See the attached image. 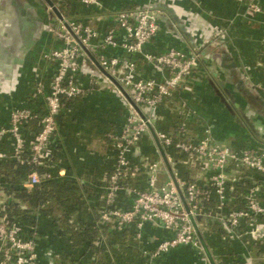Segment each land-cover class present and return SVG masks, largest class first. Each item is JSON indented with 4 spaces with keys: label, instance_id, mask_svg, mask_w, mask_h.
I'll list each match as a JSON object with an SVG mask.
<instances>
[{
    "label": "built area",
    "instance_id": "obj_1",
    "mask_svg": "<svg viewBox=\"0 0 264 264\" xmlns=\"http://www.w3.org/2000/svg\"><path fill=\"white\" fill-rule=\"evenodd\" d=\"M236 1L250 13L263 10L255 0ZM52 2L60 17L50 19L45 27L52 38V45L40 54L46 65L34 69L22 101L9 109L7 122L0 123V161L26 160L42 167L41 172L33 169L28 173L26 187L50 179L53 171L59 176L52 146L64 110L62 100L110 86L127 114L117 129L104 134L113 162L98 186L100 204L93 223L124 240L130 232L138 241L146 225L161 227L164 236L153 248L140 251L144 264H154L179 247H189L208 259L202 234L211 219L222 226L220 238L224 241L248 238L250 244L264 243V232L256 236L251 231V225L264 222V202L259 199L261 191L264 193V146L236 149L217 144L205 134V128L204 135L194 139L180 108L170 103L177 87L198 66L199 52L174 46L164 51L146 49L157 33L161 13L149 4L114 9L110 25L100 29L90 23L96 11L105 10L100 0H75L79 16L61 10L69 0ZM141 66L157 75L141 76ZM255 87L264 92V82ZM167 105L181 117L170 129H161L154 114ZM34 125L39 128L33 129ZM146 139L153 140L156 155L142 153L130 158V150ZM179 166L194 175H183ZM163 169L167 172L164 180ZM241 184L247 186L234 194ZM236 195L241 204L231 206ZM9 199L0 190V211ZM35 234L32 230L27 235L18 217L9 223L0 214V264H37ZM102 240L101 236L95 238L93 250ZM243 264L254 262L246 258Z\"/></svg>",
    "mask_w": 264,
    "mask_h": 264
},
{
    "label": "crops",
    "instance_id": "obj_2",
    "mask_svg": "<svg viewBox=\"0 0 264 264\" xmlns=\"http://www.w3.org/2000/svg\"><path fill=\"white\" fill-rule=\"evenodd\" d=\"M100 1L105 10L96 11L90 21L94 27L104 29L109 26L114 9L138 8L152 3L161 13L157 17V33L145 48L164 51L174 46L200 51L198 66L187 81L177 87L170 100L171 105L180 108L194 139L201 138L205 128L208 130L205 134L217 144L236 149L264 146V92L255 87V83L264 82V0H255L263 9L259 13L248 12L236 0ZM68 3L67 15L79 16L74 8L77 6L75 0ZM10 15V9L7 13L0 9V30ZM50 43L52 45V38L44 33L29 51L33 57L26 58L25 61L28 59L27 63L31 64L30 67L26 64L25 70L28 69L31 75L39 66L45 67L40 54ZM24 72L23 69L19 72L17 84L13 75L0 76V123L7 122L9 109L23 98ZM139 72L143 77L157 75L146 66L139 67ZM86 82L84 78L83 83ZM220 82L226 90L220 87ZM216 90L225 97L236 118L222 103ZM126 114V107L115 89L100 86L64 107L59 116L56 143L52 146L54 164L60 170V178L76 181L81 187L83 204L70 219L75 227L95 221L100 204L98 186L103 173L113 162V151L104 134L117 129ZM181 116L168 105L158 108L154 114L155 123L161 129H170ZM141 146L144 154L156 155L152 139L144 140ZM178 170L185 176L194 175V171L184 167L179 166ZM166 178L167 172L163 169L161 179ZM86 187L92 190L86 191ZM259 199L264 202L263 191ZM38 220L40 224L34 229L37 264H43V252L49 247L56 264H67L68 261L73 264H144L140 253L145 248L144 241L154 242L165 234L161 227L149 224L141 230L139 241L133 240L130 232L125 233L130 238L124 240L105 229L101 236L103 244L93 250L94 246L87 243L73 245L68 236L57 233L48 219L38 217ZM222 232L218 221H207V230L202 235L208 259L189 247H179L154 264H243L246 258L254 264H264V243L250 244L248 238L224 241L220 238ZM63 254H67V260L62 259Z\"/></svg>",
    "mask_w": 264,
    "mask_h": 264
},
{
    "label": "trees",
    "instance_id": "obj_3",
    "mask_svg": "<svg viewBox=\"0 0 264 264\" xmlns=\"http://www.w3.org/2000/svg\"><path fill=\"white\" fill-rule=\"evenodd\" d=\"M60 8L63 11H67L69 3L62 4ZM27 62L28 59L25 61V67L26 64L27 67H30L31 63ZM25 67L22 68L26 74L23 82L27 87L32 75L27 72V68V71L25 70ZM78 98L79 97L63 99L61 104L63 107L70 106L77 101ZM38 128V125L33 126V129ZM33 169L38 172L43 170L42 167L29 163L26 160L0 161V190L12 198L7 201L4 209L0 211V214L4 215L9 223L12 222L14 218L18 217L20 224L25 227L27 235L31 234L32 230L40 224L38 217H44V219H48L52 222V227L57 229V233L68 236L73 245L87 243L90 247H93L95 238L102 236L103 232H106V230L96 223L82 224L80 227H75L70 220L71 215L79 210L83 204L80 195V185L76 181L60 178L58 174L53 171V175L50 179L42 180L30 187H26L25 182L28 173ZM246 186L247 184L237 186L233 193L236 194L238 190L242 192ZM85 189L86 191L92 190L87 187ZM23 204L27 208H23ZM240 204L237 195L230 203L231 206H239ZM221 229H223L222 226ZM61 257L63 260H67V254H63ZM67 264H73V262L68 261Z\"/></svg>",
    "mask_w": 264,
    "mask_h": 264
},
{
    "label": "water",
    "instance_id": "obj_4",
    "mask_svg": "<svg viewBox=\"0 0 264 264\" xmlns=\"http://www.w3.org/2000/svg\"><path fill=\"white\" fill-rule=\"evenodd\" d=\"M8 2L11 15L4 21L5 27L3 26V29L0 30V76L3 78L14 76L17 71H21L25 56L32 50L41 36L46 33L45 27L48 21L60 17L52 0H43L42 6L38 8L35 3L29 0H8ZM150 6H153L152 3H150ZM48 7L49 11L46 12L45 10ZM198 52L200 54V51ZM220 87L226 90L222 82H220ZM216 94L233 117L236 118L222 93L216 90ZM255 97L262 101L258 96L255 95ZM234 105L237 106V103L235 102ZM142 153L143 147L137 146L130 150L128 156L132 158ZM251 231L256 236L260 235L264 232V222L251 225ZM157 241L150 243L144 241L143 246L151 249ZM204 248L206 249L205 246ZM42 258L43 264H56L51 247L43 252Z\"/></svg>",
    "mask_w": 264,
    "mask_h": 264
},
{
    "label": "flooded vegetation",
    "instance_id": "obj_5",
    "mask_svg": "<svg viewBox=\"0 0 264 264\" xmlns=\"http://www.w3.org/2000/svg\"><path fill=\"white\" fill-rule=\"evenodd\" d=\"M29 1L35 3V5H36L37 8L42 6V0H34V1H33V0H29ZM9 7H10V4H9L8 0H0V9H1V10L3 9V11H4L5 13H7V11L9 10ZM32 54H33V53H32ZM28 56L30 57L29 59H31V58L33 57V56L31 55V53L29 52V53L27 54V56H25V58H24V61H23V64H22V68L25 67V60H26V58H28ZM19 72H20V70L17 71V72L14 74V81H15L16 84L19 82V77H18Z\"/></svg>",
    "mask_w": 264,
    "mask_h": 264
},
{
    "label": "rangeland",
    "instance_id": "obj_6",
    "mask_svg": "<svg viewBox=\"0 0 264 264\" xmlns=\"http://www.w3.org/2000/svg\"><path fill=\"white\" fill-rule=\"evenodd\" d=\"M45 11L47 12L48 11V8Z\"/></svg>",
    "mask_w": 264,
    "mask_h": 264
}]
</instances>
